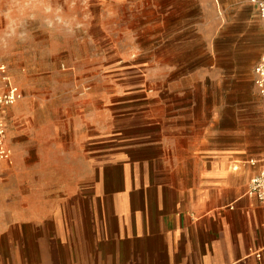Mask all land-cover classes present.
<instances>
[{
    "label": "rangeland",
    "instance_id": "rangeland-1",
    "mask_svg": "<svg viewBox=\"0 0 264 264\" xmlns=\"http://www.w3.org/2000/svg\"><path fill=\"white\" fill-rule=\"evenodd\" d=\"M263 53L249 0H0V62L23 93L2 112L0 176L36 185L55 169L65 186L95 161L145 159L191 185L225 156L239 172L264 160Z\"/></svg>",
    "mask_w": 264,
    "mask_h": 264
},
{
    "label": "crops",
    "instance_id": "crops-1",
    "mask_svg": "<svg viewBox=\"0 0 264 264\" xmlns=\"http://www.w3.org/2000/svg\"><path fill=\"white\" fill-rule=\"evenodd\" d=\"M232 157L191 185L145 159L95 161L65 186L55 169L36 185L0 176V264H264V204L247 194L263 160L237 172Z\"/></svg>",
    "mask_w": 264,
    "mask_h": 264
},
{
    "label": "built area",
    "instance_id": "built-area-1",
    "mask_svg": "<svg viewBox=\"0 0 264 264\" xmlns=\"http://www.w3.org/2000/svg\"><path fill=\"white\" fill-rule=\"evenodd\" d=\"M249 2L264 22V0H249ZM254 85L258 92L264 96V53L254 67ZM22 95L20 87L11 80L7 64L0 62V164H10L13 156L12 148L7 141V124L2 112L6 106L17 102ZM257 162V159L252 158L244 161L243 164L255 165ZM247 194L264 204V160L260 171L251 177ZM255 255L261 258L264 255V246L256 251Z\"/></svg>",
    "mask_w": 264,
    "mask_h": 264
}]
</instances>
